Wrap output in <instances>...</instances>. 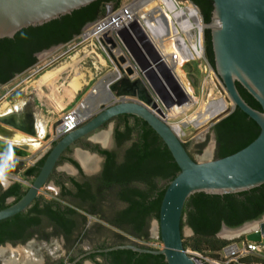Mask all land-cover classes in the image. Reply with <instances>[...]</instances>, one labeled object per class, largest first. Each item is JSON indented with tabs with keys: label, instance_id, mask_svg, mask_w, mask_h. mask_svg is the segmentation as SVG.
Returning a JSON list of instances; mask_svg holds the SVG:
<instances>
[{
	"label": "trees",
	"instance_id": "trees-1",
	"mask_svg": "<svg viewBox=\"0 0 264 264\" xmlns=\"http://www.w3.org/2000/svg\"><path fill=\"white\" fill-rule=\"evenodd\" d=\"M122 1L99 0L44 26L24 29L13 39H0V85L9 83L16 75L35 65L37 53L74 40L87 24L106 14L107 4L119 7ZM191 1L200 9L204 22L210 23L213 1ZM201 1H204V5ZM205 55L215 69L210 29L205 30ZM238 88L250 106L261 110L259 103L241 85L238 84ZM112 121L115 122L114 139L121 152L95 146V151L104 157L102 171L98 176L84 181L69 179L55 169L50 182L53 181L59 187V196L46 198L39 195L28 210L0 221V245L26 243L35 236L44 241L64 237L67 245L74 248L75 243H81L90 232L87 215L99 216L120 231L116 233L113 245L101 246L100 249L134 243L128 236L150 239V222L159 219L165 190L180 169L167 145L147 122L132 115H120ZM212 130L217 138L216 159L245 148L260 133L258 124L238 107L220 119ZM56 142H53L52 147ZM86 145L90 147V143ZM69 150L63 153L57 167L68 161L81 170L76 160L66 157ZM48 154L23 173L25 181L33 183ZM28 189L29 186L21 181H14L8 188L0 185V210L18 202ZM11 198L13 201L9 202ZM66 200L73 201L75 206L66 204ZM119 204L122 207L117 208ZM263 215L264 184L238 194L197 193L187 201L183 212L182 229L189 226L194 231L191 238H184V246L217 256L228 244L227 240L217 238L223 224L238 228ZM89 257L96 264H167L163 255L132 250L97 253ZM97 257L103 259L102 262ZM73 260L70 258V264ZM61 264H64V260Z\"/></svg>",
	"mask_w": 264,
	"mask_h": 264
},
{
	"label": "water",
	"instance_id": "water-1",
	"mask_svg": "<svg viewBox=\"0 0 264 264\" xmlns=\"http://www.w3.org/2000/svg\"><path fill=\"white\" fill-rule=\"evenodd\" d=\"M97 1L99 0H0V39H13L24 29L44 26ZM212 1V20L217 19L221 23L220 27L210 29L215 60L213 70L223 83L234 108L238 107L258 124L260 127L258 137L232 155L197 162L190 155L175 129L163 119L139 102H117L57 140L55 146L48 151L49 154L40 173L29 186L26 194L18 202L0 210V221L12 218L31 207L41 190L50 182L63 153L68 148L114 118L120 115H132L147 122L161 137L180 169L179 174L168 184L161 201L157 224L163 246L160 249H152L128 243L99 250V253L132 250L138 253L163 255L167 264H196L184 246L182 229L184 208L191 196L197 193L238 194L264 184V0ZM59 46L61 44L45 49L39 52L37 57L40 58L44 53ZM238 84L259 103L261 110L253 108L246 102ZM112 90L116 96H137L141 101L151 103V98L140 81L131 84L127 78H124L113 85ZM60 124L61 120L54 125L53 131ZM17 132L28 134L33 140L41 137L31 101H27L21 110L0 114V157L6 156L10 151L13 157L20 159L17 162L19 170L14 171L20 174L28 165L35 164L38 160L34 163L29 161L32 157V144L12 143L18 139ZM46 137L50 138L51 133ZM213 141L217 144L215 133ZM113 145L115 141L109 146ZM102 146L105 147V144ZM95 156L103 161L101 155L95 154ZM77 157L79 163L85 166L82 159L78 155ZM10 185L7 183L4 187L8 188ZM12 201L13 198L9 199V202ZM254 221L257 223L255 229L245 235L248 240L261 241L264 235V215ZM189 229L194 234L193 229L191 227ZM223 229L235 228L223 224L221 231Z\"/></svg>",
	"mask_w": 264,
	"mask_h": 264
},
{
	"label": "built area",
	"instance_id": "built-area-1",
	"mask_svg": "<svg viewBox=\"0 0 264 264\" xmlns=\"http://www.w3.org/2000/svg\"><path fill=\"white\" fill-rule=\"evenodd\" d=\"M220 26L217 19L206 24L191 0H127L119 7L107 4L106 14L78 35L84 62L89 61L97 73H104L86 97L112 95L108 102L113 104L136 101L170 125L169 121L179 116L168 115L173 107L191 102L189 111L199 103L193 88L189 94L180 82L176 73L179 65L184 72L187 64L206 62L205 68L211 70L208 77L223 86L205 55V30ZM124 78L131 84L140 81L151 103L137 96H116L112 87ZM86 100L64 112L61 124L51 132L53 142L90 120L92 113H88ZM215 106L216 103L210 108ZM10 177L22 181L17 175ZM187 252L196 264H264V235L261 241L248 240L247 235L230 240L217 256L196 250Z\"/></svg>",
	"mask_w": 264,
	"mask_h": 264
},
{
	"label": "rangeland",
	"instance_id": "rangeland-1",
	"mask_svg": "<svg viewBox=\"0 0 264 264\" xmlns=\"http://www.w3.org/2000/svg\"><path fill=\"white\" fill-rule=\"evenodd\" d=\"M126 1L127 0H123L122 3H125ZM79 41V36H77L71 42L49 50L41 55L38 59L39 63L36 66L26 70L22 74L17 75L9 83L0 88V112H4L6 108L11 110L14 106L31 101L37 110H39L42 114L43 119H45L47 123L46 127L42 121H39V126L41 127L40 139L41 142H43L42 145L45 150V154L53 146L52 138H47L46 136L53 131L54 125L62 119L64 112L75 108L84 99H88V107L92 110V116L90 119H92L97 113L113 104L108 101L102 102V98H107L105 94L90 97L92 95L91 94L89 97H86L96 82L103 77L104 73H97L89 61H86V63L84 62L83 57L85 54L83 52V48L78 45ZM205 64L206 62H193L184 67V72L187 74V79L195 91V97L198 99L199 103L191 110L185 111L177 118L169 121L171 126L174 127L179 125L181 127L179 134L180 139L185 145H187L188 152L197 162H205L211 159H216L217 144L213 141L215 132L212 128L215 125V122L225 117L234 109V105L231 102L223 83L220 80L223 85L221 86L216 80H213V82L211 81L208 77L209 71L211 70H207L205 68ZM64 65L67 66V70L60 74L57 82H52L48 86H44L42 93L38 88V81L40 77L45 72L58 69ZM76 76H82L83 86L79 90L80 92L78 91L76 96L70 100L67 96H65L63 89L64 87H67ZM107 79H110V76L106 77V80ZM54 85L59 88L56 95H54ZM113 93L116 94L115 92ZM50 98L52 100H50ZM222 101H227L229 103L228 108L219 113L218 116L210 118L209 120L207 119V121L205 120L203 124L197 125V121H202V113L206 109V106L211 107L216 103L215 108L212 107V109H216ZM53 102H56L57 105ZM59 106H64V109L59 108ZM198 115L202 116L198 118ZM192 119L195 121L191 122ZM114 126L115 124L112 121L109 127L99 128L94 132L96 134L91 137L90 140L100 144L101 146L105 144V147L110 148V150H114L116 148L115 145L109 146L111 142H114ZM94 133L90 135H93ZM89 136H86L85 138H88ZM103 137H106L107 143L100 140V138ZM70 148L72 149V156L78 159L77 153L81 151L79 146L75 144ZM84 154H86V162H89L91 165L89 167L82 165L83 169L88 178H94L101 170L102 160L95 155L89 153ZM57 172L66 175L78 174L77 168L69 163L60 165ZM21 180V182L24 183L25 180ZM8 183H10L9 180ZM24 184L26 186L31 185V183L27 181ZM59 193V187L51 181L41 190L40 195H43L46 198H57ZM65 203L75 206L73 201L66 200ZM116 207L119 208L122 207V205L119 204ZM81 211L84 212L83 210ZM87 220V227L90 229V232L82 239L83 241H81V243L80 241L76 242L77 244L75 243L74 248H70L67 245L64 237H54L50 241H44L35 236L24 244L20 243L14 245L7 243L0 246V264H26L27 262L35 264H55L62 259L68 260L69 257H76L80 250L90 251L101 246H111L115 243L116 233H120V231L106 223L99 216L87 215ZM256 224L257 223L255 221H252L235 229H223L217 235V238L220 240H227L228 242L233 239H243L247 232L255 229ZM183 230L185 240L192 237L193 234L188 226H184ZM149 234L150 239L148 241H143L130 236H128V238L132 242L140 245H147L149 247L152 246L156 249L162 248L163 244L159 239L157 219L151 220L149 225ZM187 250L191 252L195 251L191 248H187ZM204 252L206 254H211L208 251Z\"/></svg>",
	"mask_w": 264,
	"mask_h": 264
},
{
	"label": "bare ground",
	"instance_id": "bare-ground-1",
	"mask_svg": "<svg viewBox=\"0 0 264 264\" xmlns=\"http://www.w3.org/2000/svg\"><path fill=\"white\" fill-rule=\"evenodd\" d=\"M84 58V57H83ZM78 60V59H77ZM80 60V59H79ZM66 65V64H65ZM62 66V67H60V68H58V69H55V70H52V71H47V72H45L41 77H40V79H39V81H38V88L41 90V92L43 93V87L44 86H48L50 83H55V82H57V80H58V78L60 77V74L61 73H63V72H65L66 70H67V66ZM181 66H182V64L181 65H179L177 68H176V73H177V75L180 77V82L182 83V85H183V87H184V89L189 93V94H192L193 93V90H192V88H191V86L189 85V83L187 82V79H186V77H185V74H184V72L181 70ZM73 68V67H72ZM53 85V84H52ZM55 86V85H54ZM82 86H83V80H82V76H76L70 83H69V85L67 86V87H64V94H65V96H67L70 100H72L75 96H76V94L78 93V91L82 88ZM62 88V87H61ZM54 91H55V93H54V95H56L57 93H58V91H59V88L57 87V86H55L54 87ZM80 92V91H79ZM49 96V95H48ZM96 96H98V95H91L90 97H96ZM112 98V95H109V96H107V98H102V102H107V101H109L110 99ZM50 100H52L51 98H50ZM88 99L85 101L86 102V104H87V106H88ZM195 102V100H192V102ZM55 105H57V103L56 102H53ZM59 103V102H58ZM53 104V105H54ZM192 103L190 102V103H188V104H185V105H183V106H177V107H173L171 110H170V112H169V114L168 115H170L171 117L172 116H177V115H181V114H183L185 111H187L188 110V108L190 107V105H191ZM228 106H229V103L226 101V102H221V104H220V107L219 108H216V109H214V110H211V108L210 107H208V106H206V109L203 111V113H202V115H203V117H202V121H197V125H201V124H203L204 123V121L206 120L207 121V119L209 120L210 118H213V117H215V116H218V114L219 113H221L222 111H224L226 108H228ZM58 107V106H57ZM205 107V106H204ZM59 108H61V109H64V106H59ZM5 109V108H4ZM2 111V110H1ZM91 112H92V110L89 108L88 109V113L89 114H91ZM202 115H198V118L200 117V116H202ZM195 120L194 119H192L191 120V122H194ZM39 121H38V128H39V131L41 130L40 128V126H39ZM174 129H175V131L178 133V134H180V131H181V127L179 126V125H177V126H174ZM102 142H106L107 141V139H106V137L104 138H102V140H101ZM107 143V142H106ZM110 144V143H109ZM83 159V161L85 162V164H86V166L87 167H89L91 164L89 163V162H86L87 160L83 157L82 158ZM26 264H31L30 262H27Z\"/></svg>",
	"mask_w": 264,
	"mask_h": 264
},
{
	"label": "flooded vegetation",
	"instance_id": "flooded-vegetation-1",
	"mask_svg": "<svg viewBox=\"0 0 264 264\" xmlns=\"http://www.w3.org/2000/svg\"><path fill=\"white\" fill-rule=\"evenodd\" d=\"M202 2V1H201ZM202 4L204 5V1L202 2ZM60 45V44H59ZM62 45V44H61ZM51 48V47H50ZM39 53H37L36 54V57H37V55H38ZM37 59H39L38 57H37ZM33 67V66H32ZM31 67V68H32ZM30 69V68H29ZM22 74V73H21ZM19 75V74H18ZM17 76V75H16ZM15 76V77H16ZM3 85H0V88L2 87ZM111 122L112 121H110V122H108V123H106L103 127H109L110 126V124H111ZM114 122V121H113ZM114 124H115V122H114ZM114 131H115V126H114ZM114 131H113V138H114ZM96 133H94L93 135H88L89 137L88 138H82V139H80L77 143H76V145H78L79 146V148H80V150L81 151H79L78 153H77V155L82 159L83 157L85 158V155L86 154H84V153H89V154H92V155H95V154H99V153H97L96 151H95V149H94V147L95 146H98V147H100L101 149H106V150H110V149H108V148H105V147H103V146H101L100 144H98V143H96V142H94V141H92V140H90V138L91 137H93L94 135H95ZM97 139H98V137H97ZM99 140V139H98ZM100 140H102V138H100ZM114 141H115V139H114ZM87 143H90V147H88L86 144ZM115 146H116V148L114 149V150H117V145H116V142H115ZM69 149V148H68ZM67 149V150H68ZM66 150V151H67ZM71 148H70V150H69V152L67 153V155H66V157L68 156V157H71L72 159H74V160H76L78 163H79V161L76 159V158H74L73 156H72V152H71ZM100 155V154H99ZM83 156V157H82ZM192 156V155H191ZM103 157V156H102ZM83 161V160H82ZM84 162V161H83ZM103 162H104V157H103V161H102V166H103ZM64 163H69V164H71L70 162H68V161H64V162H62L60 165H62V164H64ZM85 163V162H84ZM59 165V166H60ZM71 165H73V164H71ZM79 165H80V168H81V170H79L75 165H73V166H75L76 168H77V170H78V174L77 175H69V174H67V177L70 179V178H75L76 180H78V181H84V180H86V179H91V178H88L87 177V175H86V173H85V171H84V169H83V166L79 163ZM86 165V164H85ZM93 165V164H92ZM59 166L57 167V169L59 168ZM57 169H56V171H57ZM101 171H102V167H101V170H100V172L98 173V175L101 173ZM66 175V174H65ZM98 175H96V176H98ZM95 176V177H96ZM220 233V232H219ZM218 233V234H219ZM217 234V235H218ZM31 240V239H30ZM143 241H148V240H143ZM28 242V241H27ZM26 242V243H27ZM7 244V243H6ZM10 244H12V243H10ZM20 244V243H19ZM21 244H24V243H21ZM133 244H137V243H133ZM5 245V244H4ZM14 245H16V244H14ZM137 245H139V246H142V247H146V248H151V247H149V246H147V245H140V244H137ZM0 246H2V245H0ZM113 247V246H112ZM99 250H104V249H100V248H95V249H92V250H90V251H83V250H80V252L78 253V255L76 256V257H69L68 258V260H66V259H62V260H64V264H70V258H74V260H73V262L71 263V264H87V263H91V264H96L95 263V261H94V259H91L89 256L90 255H92V254H97V253H99ZM98 261H101L102 262V260L103 259H101V258H96ZM62 260H60V261H58V262H56L55 264H61V261ZM31 264H35V263H32V262H30ZM47 264H51V263H47Z\"/></svg>",
	"mask_w": 264,
	"mask_h": 264
},
{
	"label": "crops",
	"instance_id": "crops-1",
	"mask_svg": "<svg viewBox=\"0 0 264 264\" xmlns=\"http://www.w3.org/2000/svg\"><path fill=\"white\" fill-rule=\"evenodd\" d=\"M38 63H39V61H37V63H35V65H33V67L36 66ZM25 104H26V102H24V104L14 106L11 108V110H9V108H6V110L4 112H0V114L13 112L16 110H21L25 106ZM33 108H34V112H35V116L37 117V120L42 121L45 124V126L47 127L46 120L43 119L42 114L39 112V110H37V108L34 105H33ZM46 127H45V130H46ZM17 135H18V139L12 141V143H14V144H25V143L32 144L33 149H32V157L29 159L30 162H33V163L36 162L45 154V150H44L43 145H42L43 142H41L40 138L37 140H33V138L31 136H29L28 134H25L23 132H17ZM19 160L20 159L13 157V160L10 162V167H9L8 172H7V176H8V180L10 181V184H12L14 182L13 180H11L10 175H17L18 178L23 179V177H22L23 173L29 167L34 165V164H30L22 171V173L16 174V173H14V171L19 170V165L17 163Z\"/></svg>",
	"mask_w": 264,
	"mask_h": 264
},
{
	"label": "clouds",
	"instance_id": "clouds-1",
	"mask_svg": "<svg viewBox=\"0 0 264 264\" xmlns=\"http://www.w3.org/2000/svg\"><path fill=\"white\" fill-rule=\"evenodd\" d=\"M0 160H2V163H0V185L6 186L8 183L7 172L10 167V162L13 160V155L9 151L6 156L0 157Z\"/></svg>",
	"mask_w": 264,
	"mask_h": 264
}]
</instances>
